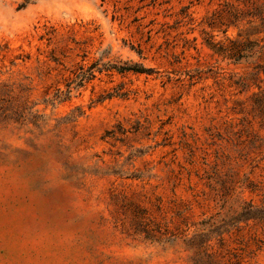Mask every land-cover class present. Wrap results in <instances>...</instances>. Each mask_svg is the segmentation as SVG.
<instances>
[{
	"label": "rangeland",
	"instance_id": "obj_1",
	"mask_svg": "<svg viewBox=\"0 0 264 264\" xmlns=\"http://www.w3.org/2000/svg\"><path fill=\"white\" fill-rule=\"evenodd\" d=\"M26 1L0 0V264H264V0Z\"/></svg>",
	"mask_w": 264,
	"mask_h": 264
},
{
	"label": "trees",
	"instance_id": "obj_2",
	"mask_svg": "<svg viewBox=\"0 0 264 264\" xmlns=\"http://www.w3.org/2000/svg\"><path fill=\"white\" fill-rule=\"evenodd\" d=\"M29 0L26 1V3H28ZM210 45V44H209ZM210 47L212 48L213 46L210 45ZM253 48H254V44L251 41H247V42H237L234 41L232 42V45L229 49H216L217 53H221L225 56V58L233 60V61H241L243 59L246 58H250L251 55L253 54ZM115 68V67H114ZM92 67L89 69V71L86 72V74H82L81 76L79 75L78 78V82H72L75 83L76 87L77 86H82L83 83L86 80H90L92 79L93 75V71H92ZM118 72L123 73V72H133V73H140V74H151L153 71L151 68H146L140 64H123L122 66L115 68ZM72 84H70L69 90L67 94H61L58 95L57 98L62 97V100H66L69 98L70 92H71V86ZM245 215L247 217H261L264 218V210H259V211H252L251 209H248L245 213Z\"/></svg>",
	"mask_w": 264,
	"mask_h": 264
}]
</instances>
